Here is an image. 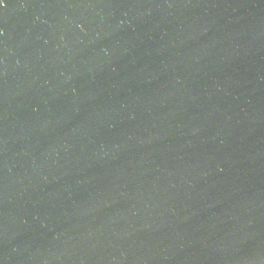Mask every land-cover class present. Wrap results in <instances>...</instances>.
<instances>
[{
	"label": "water",
	"instance_id": "1",
	"mask_svg": "<svg viewBox=\"0 0 264 264\" xmlns=\"http://www.w3.org/2000/svg\"><path fill=\"white\" fill-rule=\"evenodd\" d=\"M0 264H264V0H4Z\"/></svg>",
	"mask_w": 264,
	"mask_h": 264
},
{
	"label": "snow or ice",
	"instance_id": "2",
	"mask_svg": "<svg viewBox=\"0 0 264 264\" xmlns=\"http://www.w3.org/2000/svg\"><path fill=\"white\" fill-rule=\"evenodd\" d=\"M4 3V0H0V4H3Z\"/></svg>",
	"mask_w": 264,
	"mask_h": 264
}]
</instances>
